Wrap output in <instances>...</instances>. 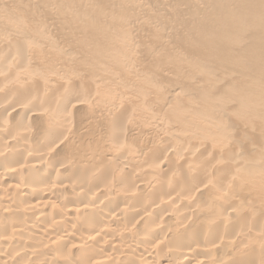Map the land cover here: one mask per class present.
I'll return each instance as SVG.
<instances>
[{
    "label": "bare ground",
    "instance_id": "bare-ground-1",
    "mask_svg": "<svg viewBox=\"0 0 264 264\" xmlns=\"http://www.w3.org/2000/svg\"><path fill=\"white\" fill-rule=\"evenodd\" d=\"M0 264H264V0H0Z\"/></svg>",
    "mask_w": 264,
    "mask_h": 264
}]
</instances>
